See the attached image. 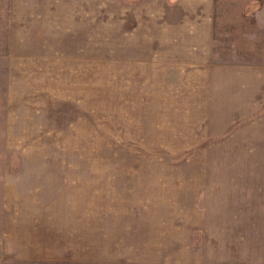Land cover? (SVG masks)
Instances as JSON below:
<instances>
[{"label": "rangeland", "instance_id": "obj_1", "mask_svg": "<svg viewBox=\"0 0 264 264\" xmlns=\"http://www.w3.org/2000/svg\"><path fill=\"white\" fill-rule=\"evenodd\" d=\"M0 264H264V0H0Z\"/></svg>", "mask_w": 264, "mask_h": 264}]
</instances>
